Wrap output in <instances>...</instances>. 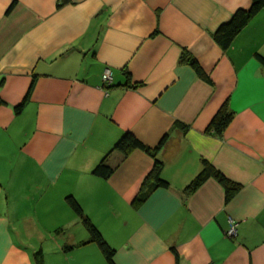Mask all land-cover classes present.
<instances>
[{"label": "crops", "instance_id": "0c3cea01", "mask_svg": "<svg viewBox=\"0 0 264 264\" xmlns=\"http://www.w3.org/2000/svg\"><path fill=\"white\" fill-rule=\"evenodd\" d=\"M250 4L0 0V264H106L69 195L114 264H264V9L227 48L214 38ZM126 132L149 147L168 134V186L137 207L154 160L111 151ZM103 159L108 178L92 173ZM204 163L240 186L229 200L214 176L184 192Z\"/></svg>", "mask_w": 264, "mask_h": 264}, {"label": "trees", "instance_id": "16d2710c", "mask_svg": "<svg viewBox=\"0 0 264 264\" xmlns=\"http://www.w3.org/2000/svg\"><path fill=\"white\" fill-rule=\"evenodd\" d=\"M261 9H264V0H251L250 7L248 9H238L232 16V18L221 24L214 33L215 40L222 46L227 48L236 35L241 29L250 21V19ZM185 56V57H184ZM182 59H186L197 71L200 68L194 58L183 55ZM264 61V58H261ZM24 105L21 102L16 108V112H19ZM233 117V113L228 109L227 104L222 105L212 118L207 131H212L215 135L221 136L226 127L229 125ZM168 134H165L159 143L155 147H149L143 144L136 136L132 133L126 132L124 135L115 143L111 151H117L124 158L130 154L134 149H141L148 153L154 160L153 167L147 174L143 181L139 194L135 197L132 204L137 207L142 201H144L151 191L157 187H167L168 182L161 176L163 167V161L158 157V152L161 146L166 141ZM116 166H112L106 162V159L101 160L92 170V173L102 178H108L115 170ZM210 176H214L222 184L225 190V199L229 200L233 193L239 189V185L230 182L223 174L215 170L214 167L209 163H204L200 172L196 177L189 183L185 188V193H191L201 183H203ZM66 202L74 213L80 218L83 225L87 228L90 233L89 242H95L106 259V264H114L113 255L114 249L105 241L97 227L91 222L89 217L84 213L80 203L75 197L69 195L66 197ZM68 248H71L68 246ZM41 253H39L40 255Z\"/></svg>", "mask_w": 264, "mask_h": 264}, {"label": "built area", "instance_id": "2783aa9c", "mask_svg": "<svg viewBox=\"0 0 264 264\" xmlns=\"http://www.w3.org/2000/svg\"><path fill=\"white\" fill-rule=\"evenodd\" d=\"M103 79L105 81H109L111 80V72L109 70L105 71L104 74H103ZM229 227L228 229L226 230V235L229 236V237H234L236 235V222L233 220V219H230L229 220Z\"/></svg>", "mask_w": 264, "mask_h": 264}]
</instances>
